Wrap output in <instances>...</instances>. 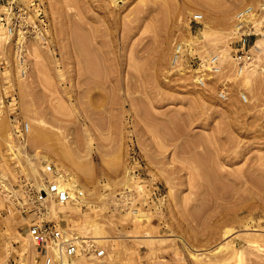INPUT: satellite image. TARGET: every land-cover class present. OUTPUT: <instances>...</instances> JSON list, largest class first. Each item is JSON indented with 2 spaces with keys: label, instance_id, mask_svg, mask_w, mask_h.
I'll list each match as a JSON object with an SVG mask.
<instances>
[{
  "label": "rangeland",
  "instance_id": "obj_1",
  "mask_svg": "<svg viewBox=\"0 0 264 264\" xmlns=\"http://www.w3.org/2000/svg\"><path fill=\"white\" fill-rule=\"evenodd\" d=\"M15 2L44 38L19 51L0 25V264H44L64 238L75 264H264V12L256 34L234 25L260 0ZM26 183L46 188L37 209Z\"/></svg>",
  "mask_w": 264,
  "mask_h": 264
},
{
  "label": "built area",
  "instance_id": "obj_2",
  "mask_svg": "<svg viewBox=\"0 0 264 264\" xmlns=\"http://www.w3.org/2000/svg\"><path fill=\"white\" fill-rule=\"evenodd\" d=\"M6 3L0 4V25H2L7 32L8 35L11 37H14L15 43V49H18L20 51V45H21V37L28 34H34L38 38H44L41 28V22L35 21L33 22V26L28 23L27 17H28V11L24 7H21L17 5L15 0H5ZM264 12V0H260V7L256 8L252 5H246L242 8H240L234 15V25L236 28V32L243 36H250L251 34H256L255 27L256 24L254 22L257 21L261 13ZM202 15L196 14L194 15L195 19H200ZM31 28V29H29ZM32 31V32H31ZM233 59L235 63V67L238 74H241L242 72L246 71L248 68H250L251 63L253 61L254 53L250 51V47H238L234 49ZM186 52V47L183 43H177L173 50V63L176 65H179L183 59L184 53ZM20 59L23 60V57L21 56ZM218 56L212 55L208 57L205 60L199 59L195 65V68L193 71H195V78L197 82H202L203 77L205 76L206 71H218ZM22 73H25V69L22 70ZM221 98H227V93L225 91L220 92ZM239 98L243 102L248 101V96L245 92H241L239 95ZM22 133H28L29 131V123L24 122L21 126ZM58 193H63L62 191ZM67 193V192H65ZM22 199L25 197L26 201L29 203H32L33 208L37 209V205L41 203L45 197L47 196V193L44 189H34L32 185H28V183L24 184V189L22 192ZM68 194V193H67ZM38 237L42 239L44 242L42 244L43 247H45V250L47 249L46 243L49 242L52 245L54 244L52 241L54 239H59L57 236L53 235V231L51 230V227L42 224L38 226ZM65 239V238H64ZM61 241V245L65 248L66 251L68 249H74L76 251L77 245L73 244L72 239ZM85 244V243H84ZM81 251L88 252L91 251L90 248H88L86 245L83 244L80 245ZM88 249V250H87ZM54 263V256L53 254H46L44 264H53ZM65 264H75L73 260L69 257V259L66 260ZM98 264H110L105 259H100Z\"/></svg>",
  "mask_w": 264,
  "mask_h": 264
},
{
  "label": "bare ground",
  "instance_id": "obj_3",
  "mask_svg": "<svg viewBox=\"0 0 264 264\" xmlns=\"http://www.w3.org/2000/svg\"><path fill=\"white\" fill-rule=\"evenodd\" d=\"M256 41H258V39L256 40ZM258 46H259V44H260V42H259V44L258 43H256ZM256 44H254V47H252V48H255V50L256 51H261V49L256 45ZM251 48V49H252ZM209 56V55H208ZM207 56V57H208ZM97 57V56H96ZM205 57H206V54H205ZM203 58H204V56H203ZM93 59V58H92ZM97 59H100V58H97ZM91 60V59H90ZM95 60V59H94ZM88 62V61H87ZM91 62V61H90ZM92 63V62H91ZM101 63V62H100ZM100 63H99V65H100ZM37 64V63H36ZM87 64V63H86ZM94 64H95V62H94ZM97 64V63H96ZM219 64V63H218ZM90 66L92 65V64H89ZM86 66H88V65H86ZM97 67V66H96ZM93 69V68H92ZM95 69V68H94ZM97 69H99V68H97ZM103 70V69H102ZM101 70V71H102ZM89 71V70H88ZM94 71V70H93ZM100 71V70H99ZM99 71H98V73H99ZM100 71V72H101ZM90 73H91V71H90ZM95 74V73H94ZM97 76V75H96ZM101 76V75H100ZM88 79V78H87ZM100 79H102V78H100ZM107 79V78H106ZM37 136V135H36ZM38 137V136H37ZM40 138V137H39ZM200 159V158H199ZM202 162V161H201ZM193 163V162H192ZM195 165V164H194ZM199 172V171H198ZM65 179V178H64ZM59 181H60V184L58 185V189H57V192H59V191H61V190H63L64 189V187H65V185H68V186H70V188L71 189H74V187L76 188V189H78L75 185L76 184H73V182L71 183V182H64L63 180H62V178H61V180L59 179ZM75 183V182H74ZM44 187V186H43ZM45 190H46V188H45ZM47 192L48 193H50V191L49 190H47ZM73 191H69V193L72 195L73 193H72ZM74 195H72V197H73ZM145 216V215H144ZM137 218H142L143 217V215H138V216H136ZM231 230H226V232L225 233H229ZM67 238V237H66ZM95 238H98V236L97 237H95ZM99 238H100V236H99ZM65 240H70V239H65ZM64 240V241H65ZM74 240V239H73ZM54 241H56V240H54ZM75 241V240H74ZM254 246V245H253ZM54 248V247H53ZM52 250V249H51ZM53 251H54V253H55V257L54 258H56V263L57 264H65V262H66V260L67 259H69V257L66 255V251H65V248L61 245V241L59 242V243H57V244H55V248L53 249ZM241 251V250H240ZM240 254V253H239ZM54 255V254H53ZM240 256V255H239ZM71 258V257H70ZM71 260H73V262H74V258L72 257L71 258ZM54 263H55V260H54ZM75 263V262H74Z\"/></svg>",
  "mask_w": 264,
  "mask_h": 264
}]
</instances>
